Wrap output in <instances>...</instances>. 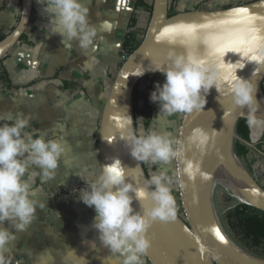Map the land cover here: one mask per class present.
<instances>
[{
  "label": "crops",
  "instance_id": "obj_1",
  "mask_svg": "<svg viewBox=\"0 0 264 264\" xmlns=\"http://www.w3.org/2000/svg\"><path fill=\"white\" fill-rule=\"evenodd\" d=\"M138 1L146 5L152 2L80 0L89 8L90 23L98 32L93 45L85 51L77 41L70 42V47L61 44L62 37L51 33L55 17L43 3L32 0L24 39L1 59L10 85L5 86L0 79V125L11 123L3 119L6 113L30 114L27 133L59 140L65 146L53 177H44L38 167L32 166L23 178L30 185L29 195L37 203V210L27 230L16 232V239L7 245L6 255L13 258L12 264H120L123 259L103 247L93 227L95 210L79 199L81 193L76 190L87 189L84 180L92 182L101 172L99 132L103 106L120 67L119 55L131 19L136 17L142 23L145 18L142 12H136ZM250 1L253 0H175V4L180 12L226 8ZM188 3L189 7L184 8ZM20 12V0H0V38L16 26ZM104 23L110 25L108 30L101 28ZM164 82V77H154L147 85L153 88ZM261 89L264 94V80ZM166 122L161 120L160 124ZM169 126L170 123L166 125ZM263 133L264 123L251 126V143L256 146L251 147L255 162L251 172L259 183L258 179L264 178V152L258 149ZM34 172L36 175H32ZM41 203L43 208L39 207ZM4 226L14 230L7 222ZM91 242H95L94 248ZM141 259L143 264H149L144 256Z\"/></svg>",
  "mask_w": 264,
  "mask_h": 264
},
{
  "label": "water",
  "instance_id": "obj_2",
  "mask_svg": "<svg viewBox=\"0 0 264 264\" xmlns=\"http://www.w3.org/2000/svg\"><path fill=\"white\" fill-rule=\"evenodd\" d=\"M20 3L21 12L16 26L0 39V60L18 44L28 26L32 0H20ZM168 3L169 0H152L143 38L119 67L101 116V170L103 165L119 159L125 169L126 181L137 187H147L148 176L143 163L131 156L117 125L130 117L129 127L136 132L133 91L143 78L162 74L161 71L171 66L169 53L204 60L206 66L214 70L221 59L219 49L239 48V53L229 52L224 57L225 62L244 65L238 75L249 78L257 88L259 109L255 115L264 121V94L261 89L264 59L259 62H249L248 59L250 56L264 58V0L218 9L195 8L172 15H168ZM166 29L165 38L161 39ZM246 52L247 56L244 55ZM156 67L161 71L153 70ZM142 71L143 75H139ZM247 114L246 107L233 102L226 84L219 93L214 87L210 90L202 110L183 113L176 139L185 143L187 159L200 162L206 178L197 176L188 180L186 176L182 177L186 186L183 189L177 187L182 215L176 213L175 220L170 222L151 223L146 233L151 245L144 255L149 264H264V258L248 252L227 232L215 200L216 188L220 187L233 199V206L246 204L264 212V187L234 149L236 139L256 148L251 141L243 140L236 133L238 120L247 118ZM197 127L207 131L211 137L203 154L187 142V137ZM182 167L179 161H175V171ZM152 206L150 198L133 201L137 212L142 213L143 209Z\"/></svg>",
  "mask_w": 264,
  "mask_h": 264
},
{
  "label": "clouds",
  "instance_id": "obj_3",
  "mask_svg": "<svg viewBox=\"0 0 264 264\" xmlns=\"http://www.w3.org/2000/svg\"><path fill=\"white\" fill-rule=\"evenodd\" d=\"M37 3H43L45 9L55 17L51 20V33L62 37L61 44L70 47V42L77 41L85 51L93 45L97 28L90 23L89 8L80 0H37ZM101 28L108 30L110 25L104 23ZM167 31L161 34V39L165 38ZM229 52L239 53L231 48L219 52L221 59L214 70L208 68L204 60L169 53L171 66L164 71L159 67L153 69L162 72L165 82L156 85L150 93V102L159 104L160 112L168 115L191 114L204 108L213 87L219 93L226 84L233 102L248 109V124L258 126L264 123L255 115L259 109L256 98L258 90L249 78L238 75L243 64L225 62L224 57ZM244 55L247 56L246 53ZM248 59L249 62H259L264 58L250 56ZM3 119L11 123L0 125V264H12L13 258L6 255L9 252L7 245L16 239V232L27 230L37 210V203L29 195L30 185L23 178L32 166L38 167L44 177H53L65 146L59 140H45L43 136L32 137L27 133L25 130L31 121L30 114L21 112L13 116L9 112ZM131 122L129 117V120L118 123L117 127L134 159L164 165L179 161L182 169L178 168L172 175L166 170L152 172L146 180L147 187H137L126 181L125 169L119 159H114L111 164L103 165L94 181L88 182L81 177L87 189L80 190L79 199L94 208L93 227L103 247L109 249L113 256L123 257L120 264H143L141 257L151 245L146 236L151 223L175 220L176 200L172 185L175 183L179 189H183L186 185L182 177L186 176L188 180H194L197 176L206 177L200 162L186 158L183 141L156 130L147 133L141 130L137 134L129 127ZM210 140V134L199 127L194 128L187 137L188 145L194 146L202 154L207 151ZM149 198L153 202L152 207L143 209L142 213L135 211L134 200L141 202ZM39 207L43 208L44 204H39ZM6 222L14 230L5 227ZM94 246L95 242H91V247Z\"/></svg>",
  "mask_w": 264,
  "mask_h": 264
},
{
  "label": "trees",
  "instance_id": "obj_4",
  "mask_svg": "<svg viewBox=\"0 0 264 264\" xmlns=\"http://www.w3.org/2000/svg\"><path fill=\"white\" fill-rule=\"evenodd\" d=\"M143 7L148 14L151 12V4L146 5L143 1H138L136 8ZM177 7L175 0H170L168 3V15L177 13ZM137 23V18L133 17L130 22L129 31L126 34L123 48L127 50L130 54L141 42V38L137 37V32L134 30V26ZM24 34L20 39H24ZM1 37L0 39H2ZM143 38V37H142ZM1 62V60H0ZM148 78L154 77H165L163 74L147 76ZM146 78V77H145ZM143 78V79H145ZM0 79L5 86L10 85L9 78L4 67L0 64ZM143 80H140L135 87L132 95V105H133V116L135 121V129L137 133L138 118H143V125L145 132L149 129L151 120L153 119V108L157 103L150 102L149 96L153 91L152 84L146 85L144 88L141 87ZM262 86V83H261ZM181 121V120H180ZM236 133L243 140L251 141V127L247 122V118H241L236 124ZM138 134V133H137ZM264 143V133L262 137ZM261 143L258 149L264 152V144ZM234 149L236 153L242 158H248L249 154L252 155V149L246 143L236 139L234 141ZM147 176L150 175L151 169L146 166V162H142ZM253 159L251 160V170L252 171ZM264 187V186H263ZM226 203L231 202L232 198L230 196L225 197ZM176 213H178L176 211ZM179 214V213H178ZM182 215V214H179ZM223 225L227 229V232L231 237L240 244L248 252L264 258V212L256 208H253L246 204H237L221 215ZM148 262V261H147Z\"/></svg>",
  "mask_w": 264,
  "mask_h": 264
},
{
  "label": "rangeland",
  "instance_id": "obj_5",
  "mask_svg": "<svg viewBox=\"0 0 264 264\" xmlns=\"http://www.w3.org/2000/svg\"><path fill=\"white\" fill-rule=\"evenodd\" d=\"M188 5H190V4L188 3L186 6H184V8L189 7ZM136 12H142L144 14V17H145L142 23L139 22V20H138L136 25L134 26V30H136V32H137V37L142 39V37H143V35L145 33V29H146L148 20H149V14L143 7H138ZM124 50H126V49L122 48L121 51H120V55H119L120 56V66H121V64L124 61L122 59V55L124 53ZM150 79L151 78H148V77H146L145 79H142L143 81L141 83V87L144 88L147 85V83L150 82ZM156 85L157 84H155V86L153 87V90L156 88ZM158 107L160 108L159 104L157 106L155 105V107L153 108V116L154 117L151 120L149 129L146 132H145V129H144L143 121H142V119H140L141 117L138 118V121H137L138 122L137 133L139 134L141 130H143L144 133H147L150 130H156V131H158L159 133H162V134H171L172 138L176 139L177 128H178V126L180 124V120H181V117H182L183 113H176V114H173V115H168L165 112H160V109ZM166 119H167V122L165 124H160L161 120H164V122H165ZM169 123H170V126H169L170 129L175 127L174 131L173 130H169V127H166V125H168ZM173 124H174V126H171ZM252 158L253 157H252V155L250 153L248 158L242 159L244 164L246 165V167L248 166L250 168V170H251V160H252ZM254 163L252 164V168H253ZM146 166L150 167V169H151L150 173L156 172V171H165L166 170L169 173V175H172L175 172V161H172L171 163H169L167 165H164V164H161V163L153 164L151 162H146ZM263 174H264V172H263ZM258 180L260 181L261 185L264 186V178L262 177V178H259ZM172 188H173V195H174L175 200H176V211L179 214H182V208H181V205H180V198H179V194H178V189H177V186L175 185V183L172 185ZM227 195L228 194H227V192L224 189H222L220 187L216 188L215 200H216L217 210L220 213V218H221V215L223 213H225L226 210L231 208L233 206V204H234L233 199H232L231 202L226 203L225 197ZM221 221H222V219H221ZM222 223H223V221H222Z\"/></svg>",
  "mask_w": 264,
  "mask_h": 264
},
{
  "label": "built area",
  "instance_id": "obj_6",
  "mask_svg": "<svg viewBox=\"0 0 264 264\" xmlns=\"http://www.w3.org/2000/svg\"><path fill=\"white\" fill-rule=\"evenodd\" d=\"M128 55H129V54L127 53V50H124V53H123V55H122V59L125 60V59L128 57ZM76 191L79 192L80 189H78V190H76Z\"/></svg>",
  "mask_w": 264,
  "mask_h": 264
},
{
  "label": "snow or ice",
  "instance_id": "obj_7",
  "mask_svg": "<svg viewBox=\"0 0 264 264\" xmlns=\"http://www.w3.org/2000/svg\"><path fill=\"white\" fill-rule=\"evenodd\" d=\"M245 11H246V9H245ZM225 49H229V48L219 49V51H220L221 53H223V51H224ZM231 49H235V50H237V51H240L239 48H231ZM246 54H247V52H246ZM221 239H223V237H221Z\"/></svg>",
  "mask_w": 264,
  "mask_h": 264
}]
</instances>
